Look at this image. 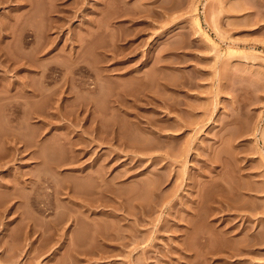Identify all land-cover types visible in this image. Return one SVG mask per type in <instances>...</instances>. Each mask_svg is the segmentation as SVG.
Segmentation results:
<instances>
[{
    "label": "rangeland",
    "instance_id": "rangeland-1",
    "mask_svg": "<svg viewBox=\"0 0 264 264\" xmlns=\"http://www.w3.org/2000/svg\"><path fill=\"white\" fill-rule=\"evenodd\" d=\"M0 264H264V0H0Z\"/></svg>",
    "mask_w": 264,
    "mask_h": 264
}]
</instances>
